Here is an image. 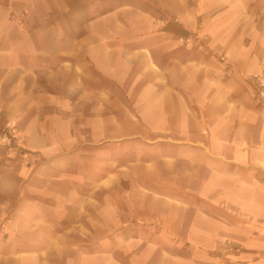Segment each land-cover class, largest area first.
Listing matches in <instances>:
<instances>
[{"label": "crops", "instance_id": "1", "mask_svg": "<svg viewBox=\"0 0 264 264\" xmlns=\"http://www.w3.org/2000/svg\"><path fill=\"white\" fill-rule=\"evenodd\" d=\"M263 69L264 0H0V264H264Z\"/></svg>", "mask_w": 264, "mask_h": 264}, {"label": "built area", "instance_id": "2", "mask_svg": "<svg viewBox=\"0 0 264 264\" xmlns=\"http://www.w3.org/2000/svg\"><path fill=\"white\" fill-rule=\"evenodd\" d=\"M194 40L197 42L198 35L195 33ZM192 39L191 35L185 37V40L190 42ZM223 59V56H220ZM251 96L256 103H261L264 105V69L258 75H253V90L251 92ZM241 245L238 243L226 239L224 241L223 250L221 255H217L220 264H225L227 262L228 255L230 254H238L241 251ZM224 253V254H223ZM216 263V264H219ZM231 264H239V261L233 260Z\"/></svg>", "mask_w": 264, "mask_h": 264}, {"label": "rangeland", "instance_id": "3", "mask_svg": "<svg viewBox=\"0 0 264 264\" xmlns=\"http://www.w3.org/2000/svg\"><path fill=\"white\" fill-rule=\"evenodd\" d=\"M164 19L159 20V23H162ZM195 33H197V31H192V35H195ZM223 56V55H220ZM219 56V60L223 61V59H221ZM0 157L5 156V154L10 155V151H12V149L14 150V148L17 146L18 142L19 144L21 143L19 141V138L17 136V122L14 118L12 119H8L6 122L2 123L0 125ZM15 151V150H14ZM22 151H20L21 153ZM15 153H12L11 155H13ZM222 251L220 253H218V255H221ZM217 256V255H216Z\"/></svg>", "mask_w": 264, "mask_h": 264}]
</instances>
